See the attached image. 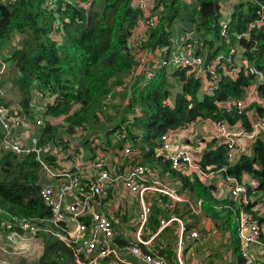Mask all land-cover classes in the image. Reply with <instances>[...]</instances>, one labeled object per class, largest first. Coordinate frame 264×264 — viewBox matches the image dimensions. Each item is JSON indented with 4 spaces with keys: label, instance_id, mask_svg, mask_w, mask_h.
<instances>
[{
    "label": "trees",
    "instance_id": "16d2710c",
    "mask_svg": "<svg viewBox=\"0 0 264 264\" xmlns=\"http://www.w3.org/2000/svg\"><path fill=\"white\" fill-rule=\"evenodd\" d=\"M232 1L154 0L158 7L155 25L147 30L146 38L136 48L138 45L127 41L137 15L131 0H55L53 5H48L46 0H0V47L8 51V56L1 58L12 62L8 78L13 93L10 100H15L24 118L32 121L37 116L42 118L36 125L35 147L49 145L64 154L84 147L92 151L103 144L98 142L99 136L117 134L116 144L127 141L132 147L118 166L119 171L142 164L175 180L177 190H185L192 199L200 198L202 215L217 223V219L228 222L232 230L231 246L237 252L233 214L240 207L248 209L250 204L238 203L233 197L219 198L212 193V185L202 182L195 172L181 173L172 168L157 149L158 138L164 131L197 116H209L249 129L250 112L259 115L263 107L251 101L240 110H226L217 106V102L241 98L250 86L264 96V80L255 81L241 72L235 78L221 75L212 91L207 92L199 90L200 79L186 68L160 66L146 80L143 72L135 71L133 76L126 77L136 70L137 56H146L145 49H148L147 67L153 60L167 56L161 49L170 47L178 23L177 32H191L194 47L205 53L206 59L220 54V62L232 66L236 51L230 52L229 58L227 54L230 47H238L240 53L236 58L246 57L264 79V15L256 13L264 0H236L225 19L220 6ZM255 19H261V24L249 26ZM223 23L226 35L220 33ZM243 31L247 35L238 36ZM14 37L15 44L10 42ZM33 89H40L43 95L35 101L40 109L37 116L28 105ZM104 142L102 149L107 147L108 139ZM247 146L250 151L240 153L228 165L224 144L209 141L199 164L211 165V169L225 164L222 175L245 174L256 179V189L264 192V135L249 141ZM55 157L56 153L50 151L40 153L38 158L34 151L22 155L11 150L0 151V230L8 231L9 222L11 230L21 231L18 219L34 220L38 225L39 251L33 256H19L12 264H80L73 246L51 233L64 228L63 223L48 220L50 208L39 195L43 185L37 182L41 161L52 166L56 164ZM246 189L249 191L248 186ZM112 190L107 189L102 202ZM157 197L168 214L178 212L179 202H171L165 208L162 201L166 196L158 193ZM79 218L84 222L89 220L87 215ZM116 240L118 245H126V241ZM234 264H243L238 252Z\"/></svg>",
    "mask_w": 264,
    "mask_h": 264
},
{
    "label": "built area",
    "instance_id": "2783aa9c",
    "mask_svg": "<svg viewBox=\"0 0 264 264\" xmlns=\"http://www.w3.org/2000/svg\"><path fill=\"white\" fill-rule=\"evenodd\" d=\"M54 2L55 0H46L48 5H53ZM152 2L154 4V0H131L132 7L137 9V15L127 35V41L133 46L140 45L146 38L147 30L155 25L158 10L157 14L151 10ZM256 13L264 15V1L258 5ZM261 22V19H255L249 23V26L259 25ZM54 30L53 26V34ZM220 33L226 35L225 23L222 24ZM246 35L247 31L238 34L242 37ZM226 42H229L228 37ZM237 50L238 47H230L227 58L231 56L230 52L235 51L233 56H238L240 51ZM161 51L167 53V56L153 60L150 67L145 64L148 59H145L144 55H138L136 70L130 71L126 77L133 76L135 71L136 74L143 72V79L146 80L154 75L155 69L166 64L168 69L186 68L187 72H192L201 81L200 91H212L221 75L235 78L241 72L252 76L255 81L264 80L262 73L246 57L237 58L232 66L225 61L220 62V54L206 59L205 53L198 52L196 46L194 47L191 32L180 34L178 41L171 36L170 47L163 46ZM11 63L0 56V151L11 150L18 155L34 151L37 158L44 151L56 153V164L50 166L41 161L40 171L49 178L50 182L40 187L39 195L50 208L51 215L48 220L52 223H63L64 228L52 230L51 233L73 246L78 263L133 264L118 254L115 245V236L118 234L114 229L112 218L101 208V199L105 197L107 189L109 187L115 189L117 183L121 184L120 191L127 190L134 194L139 203L137 215L139 225L133 237L126 238L125 245V248L139 261L136 264H185L182 256L184 249L189 247L190 241L219 234L220 222L203 225L202 230L186 228L184 222L176 214L171 213L159 217L158 228L168 225L172 220L178 222L175 259H168L161 252L154 250L149 240L144 238V224L151 211V202L146 198V194L165 195L167 199L162 201L165 208H168L171 202L184 201L190 213L202 215L200 198L186 197L177 190L175 180L166 175H159L149 166L133 164L119 171L118 166L131 153L132 147L127 141L120 145L116 144L119 142V136L115 133L109 136L110 141L107 144L109 147L102 149L101 146L105 142L97 145L90 151L89 156H84V148L78 151L69 150L64 154L49 145L35 147L36 125L42 122V118L37 116L40 109L36 105L34 107V101L43 96L42 91L33 89L28 102L30 111L37 117L33 121L24 118L15 100H10L12 94L5 86V77L11 70ZM219 63L220 66L217 68ZM142 66L143 68L138 70ZM155 66L157 67L154 68ZM251 101L263 107V112L259 115L252 114L249 129L242 125H228L223 120H214L209 116H197L161 133L157 149L169 161L172 168L181 173L193 171L202 182L212 185V193L219 198L233 197L238 203L250 204L248 209L240 207L233 214L232 222L238 243L237 252L243 259V264H263L264 192L263 189H256L258 181L245 174L240 177L232 174L222 175L226 168L225 164L217 169H211V165L201 167L199 164L202 153L209 148V141L224 144L225 157L229 165L238 159L240 153L249 151L247 146L249 141L264 135V96L259 95L254 87L250 86L245 94L236 100L218 101L217 106L226 110L231 108L240 110ZM134 110L138 113L137 107ZM129 116L131 117L132 113H129ZM108 151H113V154L109 156ZM247 186L249 191L246 189ZM85 215L89 218L87 222L79 218ZM18 224L21 231L11 230V224L7 222L8 231L0 230L3 239L7 241V238L17 239L24 235L37 241L38 225L34 220L18 219ZM152 234L150 232L147 236ZM25 255L26 253H18L15 256Z\"/></svg>",
    "mask_w": 264,
    "mask_h": 264
},
{
    "label": "crops",
    "instance_id": "0c3cea01",
    "mask_svg": "<svg viewBox=\"0 0 264 264\" xmlns=\"http://www.w3.org/2000/svg\"><path fill=\"white\" fill-rule=\"evenodd\" d=\"M253 113L250 112V115ZM246 144V143H245ZM84 156L91 155L90 150L86 149L84 147ZM116 188L112 190V193L108 196V198H105L104 201L101 204V208L104 210L106 214L110 218H112L114 229L116 230V233L118 235L115 236V245L118 250V253L122 255V250L125 251V245H118L116 239H121L123 241H126V238L133 237L135 230L138 228L139 222H138V209H139V203L136 199L135 195L129 192H126L123 196L119 193H116L118 190H121V184L117 183ZM180 193L185 195L186 197L192 199L186 191L179 190ZM116 193V194H115ZM152 194V195H151ZM120 197H123L120 199ZM146 198L151 202V211L149 215L147 216L146 222L144 224V238L148 239L150 242V246L156 250L161 251L165 257L168 259H175L176 255V242H177V226L178 222L176 220H172L168 225L158 228V222L159 217L167 215V211L163 209L158 203V197L154 195L153 193H147ZM135 199V200H134ZM178 207V212L175 214L184 222L186 228H198L202 230L203 225H212V222L216 223V221L209 217L199 214H192L189 212L188 207L184 201H180ZM128 211V212H127ZM127 213H129L128 217L130 216V221H128V218H126ZM220 224H218L220 228V232L217 236H214L213 238L216 240H219L222 243H225L228 249L227 252V260L229 264L235 263V258L232 260V246H231V234L232 230L229 226L227 221H222L221 219H217ZM169 231L174 234L173 240L171 239L170 235H166L165 233ZM150 232L153 234L151 236H147ZM158 237V238H156ZM198 241V243H197ZM193 246L191 250H189L187 253L183 252V261L190 256L193 258H196L191 263L185 264H206L204 260H206L207 255H211L214 250H211L210 246L213 245L211 241H192ZM191 241L189 243H192ZM219 242V243H220ZM196 249L200 251V249H208L206 250V253L200 252L196 253ZM216 252H222V249H217ZM206 256V257H205ZM213 258V255L211 259ZM204 259V260H203ZM193 260V259H191ZM210 260V259H209Z\"/></svg>",
    "mask_w": 264,
    "mask_h": 264
},
{
    "label": "rangeland",
    "instance_id": "374dc122",
    "mask_svg": "<svg viewBox=\"0 0 264 264\" xmlns=\"http://www.w3.org/2000/svg\"><path fill=\"white\" fill-rule=\"evenodd\" d=\"M235 2H236V0H233L228 5L226 3H224V2L222 3V5L220 6V8L222 9V16L227 17L228 12L231 11V9L233 8V5H234ZM153 5L154 4L152 2L150 8H151V10L154 13L157 14L158 8L155 5L153 7ZM178 25H179L178 23L175 24L174 29H173V34H172V39H176L177 41H178L179 36H180V33L177 32ZM172 28H173V26H172ZM16 41H17L16 37L10 39V42H12L14 44L16 43ZM138 47H139V45L136 46V48H138ZM147 50L148 49H145V54H146V56H144L145 59H148ZM201 53H203V52H201ZM1 55H4L5 57H7L8 56V51H6L4 48L0 47V56ZM144 57H142L143 60H144ZM236 59H237L236 56H234L232 58V63H234ZM157 66H155L154 68H156ZM165 68L168 69L166 64H165ZM10 72L11 71L9 70L7 72V74H6L5 80H6L7 84L5 86L9 89V92L11 94H13L12 93V89L10 88V84L8 83V78H10V75H11ZM261 78H262V76H261ZM173 82H175V80H173ZM35 105H36V102L34 101V107H35ZM196 130H197V128H196ZM105 139H108V141H110L109 137L105 138L104 136L101 135L98 138V142L104 143ZM107 147H109V146H107ZM107 153L110 156V155L113 154V151H108ZM126 192H128V191L127 190H122V191L118 190L116 193H119L120 195H122V194H125ZM122 198L123 197H120V199H122ZM128 215H129V213H127L126 218H128V221H130L131 219H130V216L128 217ZM167 233H168V235H170L171 239L173 240L174 234L172 232L167 231L164 234L165 237H166ZM200 237H199V239H200ZM156 238H158V237H156ZM203 240L204 241L205 240L206 241H211L213 243V245H211L210 248H211V250H214V252H212L211 255H207V257L205 256L206 260L203 259L206 264H229V262H228V260L226 258L228 249H227V246H226L225 243H222L219 240H216V239H214L213 237H210V236H208V237L205 236L200 241H203ZM197 243H198V241H197ZM192 246H193V242L189 243V247H186L184 249V252L187 253L189 250H191ZM39 247H40V244H39L38 241H35L34 239H29V237H27V236L22 235V237H18L17 239H9V238H7V241H6L5 239H3L2 233H0V262L11 263L14 259H17V257L15 255L18 254V253H26L25 256H33L34 254H36L39 251ZM217 249H222V252H218L217 253L216 252ZM206 250H208V249H200V251H198V249H196V253H200L202 251H203V253H206ZM122 253H123L122 255H120L119 253L118 254L120 256L124 257L128 262H131L133 264L139 263V261L136 260V257L132 253H130L127 250V248H125V251L122 250ZM212 255H213V258L211 259ZM231 255H232V260H233L236 257L237 252L232 250ZM25 256H20V257H25ZM191 259H193V260H191ZM194 260H196V258H193V257L190 256L189 258L186 257V259L184 261L186 263H191Z\"/></svg>",
    "mask_w": 264,
    "mask_h": 264
},
{
    "label": "water",
    "instance_id": "95a60500",
    "mask_svg": "<svg viewBox=\"0 0 264 264\" xmlns=\"http://www.w3.org/2000/svg\"><path fill=\"white\" fill-rule=\"evenodd\" d=\"M175 89L177 90L178 89V86L175 87ZM39 184L43 183V184H47L50 182L49 178L46 177L42 171H39L38 173V181H37ZM0 264H12V263H7V262H0ZM28 264H39L37 262H30ZM264 264V263H263Z\"/></svg>",
    "mask_w": 264,
    "mask_h": 264
}]
</instances>
